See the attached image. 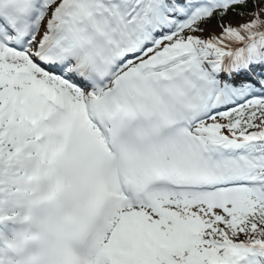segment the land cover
I'll return each instance as SVG.
<instances>
[{
  "label": "snow or ice",
  "instance_id": "1",
  "mask_svg": "<svg viewBox=\"0 0 264 264\" xmlns=\"http://www.w3.org/2000/svg\"><path fill=\"white\" fill-rule=\"evenodd\" d=\"M0 264H264V0H0Z\"/></svg>",
  "mask_w": 264,
  "mask_h": 264
}]
</instances>
